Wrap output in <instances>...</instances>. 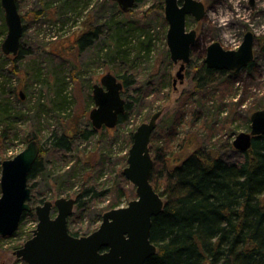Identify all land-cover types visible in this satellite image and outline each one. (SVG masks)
<instances>
[{
    "label": "trees",
    "instance_id": "1",
    "mask_svg": "<svg viewBox=\"0 0 264 264\" xmlns=\"http://www.w3.org/2000/svg\"><path fill=\"white\" fill-rule=\"evenodd\" d=\"M82 1L84 4H80ZM105 1L109 3V7L105 3L98 4L97 6H102L101 11L107 12L112 9L115 12L103 23L95 26L90 24L88 30L77 40L79 51H85L100 42L106 45L105 55L110 60L116 62L120 58L136 66L140 63L139 59L148 57L153 50L156 31L153 28L156 27L154 24L157 21H161L164 0H158L156 5L148 9L150 13L146 12L145 16L132 19L125 18L123 13L132 12L145 0H137L136 6L128 12H124L113 0ZM55 3L61 4L64 9L71 7L76 10L75 6L79 4L87 6L90 0H53V4ZM1 6L0 2V12ZM121 12L123 15H119ZM56 14L57 19L62 16L60 13ZM5 32L6 24L2 20L0 37ZM29 53L21 46L19 53L12 59L10 57L12 55L4 54L0 47V151L7 149L20 133L25 142L33 139L38 141L36 138L38 133H27L22 128L23 124L32 123L39 130L43 126L47 105L42 89L48 84L46 82L49 80L48 72L42 69L38 62L34 65V76L27 72V87L26 92L23 90L24 94L29 95V87L35 82L41 86L35 100L32 97L22 99L17 89L19 86L17 83L24 77L20 74V67ZM165 54L167 61L168 52ZM189 64L194 68V88L182 94L169 125L156 126L151 138L150 150L152 155L154 154L151 182L164 197L165 206L163 211L153 218L151 239L158 247L157 253L145 264H264V135L255 136L251 147L246 151L226 144L225 138H221V133L215 140L220 130L216 124L208 126V133L203 142L191 141V144L185 146L186 138L181 140L178 137V126L185 119L188 104L196 102L204 106L205 102L202 103L201 100L208 99L214 104L211 107L216 108L220 100L222 104L218 106V110L222 111L224 100L232 96L234 77L244 70H251L255 60L235 70L211 68L205 63V59L193 56ZM117 66L120 68H115L116 76L123 80L125 94H128L131 100L127 102L126 112L119 118V123H124L133 108L141 105L149 94L157 93L154 95L157 96L161 89L145 90L144 85L142 88L136 84L138 81L136 82L133 75L121 73V63ZM73 72L72 70V74ZM158 77L155 76V84L158 83ZM163 77L164 80L159 84L165 87L169 81H165V74ZM132 89L142 93L145 90L146 93L144 97H136L133 102V96L130 94ZM259 109L261 108L256 110ZM87 125L88 128L78 129L71 134L66 130L52 131L47 139L48 145L38 141L41 152L32 166L29 181L46 177L53 183L70 182L73 185L76 181L87 179L94 169L97 172L101 171L106 162L105 157L97 166L86 160L85 168L80 166L82 159L67 158L77 140H90L99 133L96 128ZM129 138L131 142L132 134ZM228 148L235 153V159L226 156ZM60 160H64L66 166L70 162L71 166L54 176L49 166ZM87 168L85 173L82 169ZM119 174L120 182L127 181L124 174ZM114 184L104 190H98L94 183L83 187L76 199L77 210L69 217L68 224L76 213L81 216L85 214L87 207L85 198L88 195L92 198L104 196L116 187L117 200L109 204L111 209L119 206L123 196L132 195L123 191L119 184ZM35 185L36 183L30 186ZM99 215L101 217L102 211ZM70 232L81 236L78 232L71 230Z\"/></svg>",
    "mask_w": 264,
    "mask_h": 264
},
{
    "label": "rangeland",
    "instance_id": "2",
    "mask_svg": "<svg viewBox=\"0 0 264 264\" xmlns=\"http://www.w3.org/2000/svg\"><path fill=\"white\" fill-rule=\"evenodd\" d=\"M55 1V0H54ZM87 1V0H86ZM207 6L204 20L197 23L193 16L187 18L188 29H198L200 37L193 51V57L204 59L206 49L213 41H219L227 49H238L247 31L255 34V65L251 70H244L234 77L233 93L224 100L222 111L219 109L222 101L213 108L214 104L208 99H202L204 106L192 103L188 104L187 113L182 124L178 126V137L181 140L186 138L185 146L191 141L203 142L207 135L208 126L216 124L218 135L215 140L225 138L226 144H232L236 136L242 131H249L251 128V114L258 108L264 107V0H255V5H251L250 0H201ZM158 0H145L137 5L132 12L119 15L127 19L141 18L145 13H150L148 9L156 5ZM84 4L82 1L80 4ZM109 3L105 0H90L89 5L75 6L76 10L64 9L61 4H53V0H18L19 10L23 17L24 34L21 46L30 53L24 59L20 67V74L24 77L18 82V91L25 90L27 83V72L34 76L35 62L42 65V69L48 72V84L42 89L46 102L45 119L42 122V129L34 127L32 123L22 125V128L29 134H37L36 138L40 143L48 145V138L52 131L74 133L78 129L88 128L92 125L90 112L95 107L93 100V85L99 83L102 76L107 72L116 75V67L122 64L121 73L133 75L137 85H141L145 90H159L160 93H151L144 98L143 103L133 108L129 112V118L124 123H119L115 127L99 129L96 135L90 140L79 139L74 145V149L68 153L67 158L81 160L80 166L84 167L85 161L90 160L94 165L101 163L103 158L106 162L101 171L95 169L89 173L87 179L76 181L72 185L70 182L53 183L46 177L36 178L29 181L30 185L36 183L32 188L31 200L33 207L43 204L47 200L55 201L60 197L78 198L80 190L94 183L98 190L110 188L112 184L121 186L123 191L131 196H123L119 206L128 205L129 201L135 199L136 187L127 179L120 182L119 173L127 165L129 149L133 143V133L143 122H148L152 115L162 110V114L157 121V126L162 124L168 126L171 118L179 106V99L185 91L194 88V68L188 64L184 70L183 80H178L174 85V78L179 69V63H174L170 58L167 45V31L169 24L165 18V12L161 14V21H157L153 28L154 44L153 50L148 57L139 59L137 65L126 63L124 59L118 58L116 62L110 60L105 55L102 43L97 42L93 47L85 51H79L77 40L81 34L86 32L90 24L98 25L103 23L106 18H110L115 11L109 9L107 12L101 11L102 6L98 4ZM119 6V5H118ZM165 6V0H164ZM2 7V6H1ZM68 13L65 14V11ZM62 16L57 19V14ZM115 16H117L115 14ZM5 22V12L2 8L0 12V24ZM57 20V21H56ZM59 20V21H58ZM6 24V23H5ZM7 34L0 37V47ZM2 49V47H1ZM166 52L168 59L166 61ZM12 55V54H11ZM12 59L14 55L10 56ZM171 62V63H170ZM72 70L74 71L72 74ZM169 81L165 87L160 86V81ZM155 76H159L158 83L155 84ZM63 80V81H62ZM123 81L122 79H119ZM40 83L29 87V95L33 100L41 91ZM131 90L132 101L136 97H144L146 91ZM126 102H131L128 94L123 91ZM140 92V93H139ZM207 98V97H206ZM208 100V101H207ZM33 104V102H32ZM210 106V107H208ZM219 111V112H218ZM191 121V124H190ZM32 125V126H31ZM202 125H205L203 128ZM79 126H81L79 128ZM30 131V132H29ZM32 131V132H31ZM37 131V132H35ZM219 133H221L219 135ZM130 134L132 141L130 142ZM180 141V140H179ZM223 141V140H222ZM222 141H220L222 143ZM176 143L178 140L175 141ZM28 142L22 139V134L12 141L8 148L0 151V181L2 174V162L13 158L21 152ZM197 145V143H196ZM226 156L235 159V153L230 148L226 150ZM154 157V154H153ZM80 158V159H79ZM65 159V158H63ZM62 164V167L60 165ZM71 166L65 165L64 160L51 163L49 168L55 176ZM85 168V167H84ZM85 170L86 173L87 169ZM80 174V173H79ZM119 181V182H118ZM62 183V184H60ZM2 195L0 186V197ZM117 189L112 188L110 193L104 196L93 197L88 195L85 200L87 207L85 214L81 216L76 213L72 217L69 226L72 232L80 235H87L96 230L102 222L103 214L110 210L109 204L117 200ZM77 206L75 205L74 212ZM100 211H102L101 217ZM25 214L20 227L11 236H0V264H27L15 254V250L33 236V231L38 225V217L33 209ZM58 213L57 208L52 211L55 217ZM81 216V217H80Z\"/></svg>",
    "mask_w": 264,
    "mask_h": 264
},
{
    "label": "water",
    "instance_id": "3",
    "mask_svg": "<svg viewBox=\"0 0 264 264\" xmlns=\"http://www.w3.org/2000/svg\"><path fill=\"white\" fill-rule=\"evenodd\" d=\"M124 12L136 6L137 0H113ZM253 1V0H251ZM5 12L7 34L2 42L6 55L16 56L24 34L23 17L17 0H0ZM165 18L169 24L167 45L171 60L180 64L174 85L183 80L184 70L191 61L197 30L187 28L188 16L201 20L207 8L201 0H165ZM255 34L247 31L238 49H227L219 41L207 47L205 63L219 70H235L254 60ZM124 84L112 72L104 74L93 85L95 107L90 112L92 125L97 130L113 128L120 115L126 112L123 97ZM22 99L24 92L20 91ZM162 110L155 112L148 122L140 124L133 133L124 176L136 187L137 197L128 205L112 208L102 216L99 227L87 235L76 236L69 230V217L74 213L76 199L60 197L54 202L32 206V188L29 174L40 155L37 140L13 158L2 162L0 197V236H11L20 227L27 212L35 210L38 225L33 236L15 250L27 264H145L157 253L158 247L151 239L153 218L165 206L164 197L151 182L154 158L150 150L151 138ZM249 131L240 132L233 141L236 149L248 150L255 136L264 135V107L254 111ZM57 208L58 213L52 216Z\"/></svg>",
    "mask_w": 264,
    "mask_h": 264
},
{
    "label": "flooded vegetation",
    "instance_id": "4",
    "mask_svg": "<svg viewBox=\"0 0 264 264\" xmlns=\"http://www.w3.org/2000/svg\"><path fill=\"white\" fill-rule=\"evenodd\" d=\"M250 3H251V5H255V0H253V1H251L250 0ZM206 5V4H205ZM206 8H207V6H206ZM208 10V9H207ZM204 18H205V16L203 17V19H201V20H196V22L197 23H199V22H201L202 20H204ZM197 30V39H196V43H195V45H194V47H193V49H192V56H193V51H194V49H195V46H196V44H197V41H198V38L200 37L199 35H200V32H199V30L198 29H196ZM256 40H258V38H256V36H255V42H256ZM206 53H207V49H206ZM205 59V58H204Z\"/></svg>",
    "mask_w": 264,
    "mask_h": 264
}]
</instances>
